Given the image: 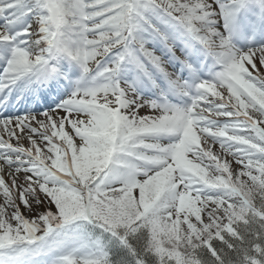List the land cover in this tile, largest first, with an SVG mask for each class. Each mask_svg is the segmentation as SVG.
<instances>
[{"label":"snow or ice","instance_id":"6c2138e0","mask_svg":"<svg viewBox=\"0 0 264 264\" xmlns=\"http://www.w3.org/2000/svg\"><path fill=\"white\" fill-rule=\"evenodd\" d=\"M0 196V264H264V0H0Z\"/></svg>","mask_w":264,"mask_h":264},{"label":"rangeland","instance_id":"374dc122","mask_svg":"<svg viewBox=\"0 0 264 264\" xmlns=\"http://www.w3.org/2000/svg\"><path fill=\"white\" fill-rule=\"evenodd\" d=\"M148 111H149L148 109H142V110H141V115L147 114ZM12 142L15 143V141H12ZM24 143H25L26 145H28L27 140H25ZM213 150L216 151V146H213ZM235 166H236V165H235ZM236 167H237V166H236ZM2 202H3V197L1 196L0 203H2Z\"/></svg>","mask_w":264,"mask_h":264},{"label":"bare ground","instance_id":"6f19581e","mask_svg":"<svg viewBox=\"0 0 264 264\" xmlns=\"http://www.w3.org/2000/svg\"><path fill=\"white\" fill-rule=\"evenodd\" d=\"M0 199H1V197H0Z\"/></svg>","mask_w":264,"mask_h":264}]
</instances>
